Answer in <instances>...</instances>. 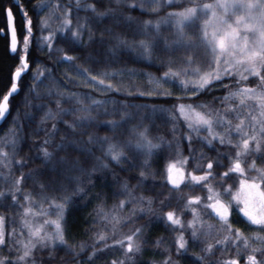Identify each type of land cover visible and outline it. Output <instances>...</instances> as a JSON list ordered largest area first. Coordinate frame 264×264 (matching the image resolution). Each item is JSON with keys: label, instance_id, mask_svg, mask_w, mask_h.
I'll return each instance as SVG.
<instances>
[{"label": "snow or ice", "instance_id": "obj_1", "mask_svg": "<svg viewBox=\"0 0 264 264\" xmlns=\"http://www.w3.org/2000/svg\"><path fill=\"white\" fill-rule=\"evenodd\" d=\"M148 2L152 5L149 14H158L165 7L171 8L176 0ZM190 2L192 6L169 11L153 21L141 20L130 14L138 7L141 13L145 11L143 0H109V4L114 3L115 7H104L102 10L98 6L103 0H93L92 3L68 0L66 4L39 0L33 5L37 14L51 5L48 14L40 17L39 37L34 36L33 19L22 0H12L3 9L6 27L0 29V35L10 34L9 51L12 54L19 52L18 63L10 72V87L0 98V121L6 122L9 116L12 117L10 128L0 138V169H8L7 173L0 171V178L5 183L13 175V165L26 167L27 159L15 160L14 157L26 145L29 150L34 147V141L28 144L29 136L43 131L44 137L37 153L40 166L21 172L19 177L11 180L8 188L0 190V207H15L21 193L27 204L22 206L20 213V238L17 237V228L10 232L6 230L8 218L0 214V251L7 247L9 253L7 256L0 255V264H37V251H48V259L54 260L55 252L60 248L71 251L74 257H81L89 247L92 251L84 260H77V264H93L100 254L111 248H118L122 258L113 259L108 264H136L135 258L143 254L145 245L150 242L148 237L153 226L161 222L166 228L179 230L175 238L177 256L187 254L190 242L200 243L202 236L215 232L220 238L214 243H205L199 254L193 253L196 261L213 264L206 257L214 255L217 247L228 248L231 245L236 249L235 256L217 260L216 264H240L241 258L244 264H264V167H257L256 164L257 159H264V0H213L202 5L195 0ZM12 5L20 11L24 20L26 34L22 46L18 43ZM81 10L86 13L83 17L79 15ZM73 13L76 14L75 23ZM208 13H211L210 19L204 23L200 34L195 39L188 36L186 27H197L200 14ZM54 19L58 21L55 28L52 27ZM210 24L211 32L208 31ZM167 25L172 27L170 36L161 31L162 26ZM45 31L47 35L43 34ZM85 32L87 40L84 39ZM137 36L144 38L137 40ZM33 39L38 52L43 53L47 48L50 58L54 52L63 54L55 57L51 67L37 58L33 61L36 67L32 69L29 57ZM57 40L77 54L68 55L65 47H57ZM180 50H183L180 56L182 66H177L175 54ZM198 50L202 52L198 53ZM125 56H130L133 63L147 62L157 68L165 67L166 71L156 76L143 69L128 67L127 61L123 67H112L120 64ZM77 59H83L90 66L104 65L105 69L100 73L103 78L92 75L90 66L82 68L76 65ZM194 63L198 66L193 67ZM60 64L71 65L81 79L77 81L67 73L64 80L58 79L55 73ZM30 71L32 82L27 85L20 107L13 115L12 97L19 94L21 81ZM125 73L129 77H146L147 90H141L134 84H124ZM234 77L237 78L235 90L232 84H223L224 79L231 81ZM250 77L258 78L255 87L239 86ZM217 83L222 85L225 95L201 100L200 97L210 94ZM70 84L92 85L102 91V96L94 98L90 90L71 91ZM41 85H44L43 90ZM133 87H136L135 92L130 90ZM177 89L181 92L175 97L177 101L192 102L170 106L133 102L140 99H172L173 91ZM117 95H124L125 99H116ZM234 98L239 100L238 105L229 103ZM249 100L256 102L258 115H254L249 108L241 116L238 108L246 106ZM216 101L225 107H214ZM65 102L70 106L63 107ZM53 104L54 108L50 106ZM76 112L81 115H74L71 120L63 119ZM38 113L41 114L39 119L36 118ZM117 113L119 119H98L102 115ZM233 114L239 119L235 125L230 119ZM157 119L169 124L170 139L150 134ZM48 121H52L50 128L46 127ZM26 127L31 128L28 134L25 133ZM248 127L250 132L245 131ZM90 128L106 129L110 135H97L96 131H88ZM202 132L206 135H201ZM57 133H61L59 139H56ZM234 135L239 137L235 142L232 139ZM194 141H199L202 146L198 153L193 147ZM185 142L187 156L183 154ZM217 142L221 147H234V155L219 151ZM204 148L216 153L206 165L200 162L205 157ZM57 153L63 155L57 156ZM173 154L175 158L168 160L164 170L166 175L162 177L163 183L170 186L165 199L171 200L172 192L186 185L202 187L207 195L188 196L179 214L175 209L161 214L154 211V196L143 193L137 196L135 189L151 191L148 178L152 177L153 184L156 179V170L152 165L165 155ZM249 154H253L255 159L245 168V157ZM224 157L229 165L225 171L217 172V168L224 167ZM193 161H196L193 171H186ZM117 169L132 174L121 178ZM137 169L138 174L135 172ZM247 172H255V175L249 177ZM234 176L239 177L238 186L235 181L227 183ZM27 180H31L33 187L39 188L38 193L24 189ZM132 180L136 184H130ZM96 188L101 191H90ZM109 190L112 196L125 197L111 208L106 207ZM9 195L11 201L7 202ZM92 200L99 201L94 209L97 223L105 229L110 226L112 235L101 230L93 234L91 244L84 241L78 246L69 244L68 213L74 208L87 206ZM80 201L82 203H78ZM130 203L133 207L128 215H120ZM160 205L165 206V200H161ZM189 211L191 219L185 222L183 216ZM233 215L258 231L246 235L241 228L234 226ZM205 216L209 219L205 220ZM40 217L47 218L38 223ZM142 217H147L145 223L120 239H113L118 228ZM186 233L191 234L190 241ZM109 239H113L111 245L106 243ZM97 243H102L103 247L97 248ZM152 243L159 248L163 237ZM144 264H179V261H174L169 254L163 261L152 260Z\"/></svg>", "mask_w": 264, "mask_h": 264}, {"label": "trees", "instance_id": "obj_2", "mask_svg": "<svg viewBox=\"0 0 264 264\" xmlns=\"http://www.w3.org/2000/svg\"><path fill=\"white\" fill-rule=\"evenodd\" d=\"M24 4L25 10L28 12V15L33 19V32L35 37H39L41 35L39 31V20L40 17L46 16L49 12V7H45L42 12H39L37 14L36 10L33 8L34 4H37L39 0H22ZM68 0H52V3H63L66 4ZM93 0H87V3H92ZM12 3V0H0V29H4L6 27V17L5 13L3 11L4 8L8 7ZM13 6L14 10V18H15V25L18 31V43L22 46L23 43V37L26 34L25 29H24V20L22 18V15L20 11L16 8L15 5ZM115 7V4H109V0H103V3L99 5L98 7L102 10L104 7ZM185 4L180 3V4H173L171 8L165 7L163 10H161L158 14H149V9L145 8V11L143 13L140 12L139 7L137 10L131 12L130 14L134 17H139L141 20H153L155 21L158 19L160 16L166 15L169 11H180L184 8ZM88 15H91V13H87ZM79 15L83 17L86 15V13L81 10ZM73 22L75 23L76 19V14L73 13L72 15ZM58 23L57 20L52 21V27L55 28L56 24ZM105 23H108V21H105ZM162 34L167 35L168 28L166 26H162ZM44 35H47L48 32L45 31L43 33ZM99 32L97 31V35ZM144 37L142 36H137L136 39H142ZM84 39L87 40V32H85ZM57 47H65L67 54L68 55H76L77 53L75 51L69 50L66 48L64 43L60 40L55 41ZM47 48H45L43 53H40L37 51L36 44H35V39H33V43L30 49V63L32 69H35L36 64L33 62L37 58L39 59L40 62L43 64L51 67L53 64V60L55 59L56 56L62 55L63 53H53L52 57L50 58L47 55ZM178 55L175 54V56ZM18 56L19 52L16 54H10L9 48H8V36L7 34L5 35H0V98L3 97V95L7 92V89L10 87L11 80H10V72L12 69L15 68L16 64L18 63ZM155 60V57H154ZM127 61V66L128 67H136L139 69H143L145 72H151L156 76H160L164 71H166L165 67H160L157 68L154 65H149L147 62L144 63H133L132 59L130 56H125L122 58V61L120 64H115L112 67H123L124 62ZM76 65H80L82 68H88L90 65L84 63L83 59H77L75 61ZM91 74L92 75H97L98 78H103L100 76V73L102 70L105 69L104 65H97V64H92L91 66ZM67 73L69 76H72L75 78L77 81H79L81 78L76 76L75 74V69L68 64H60L57 67L55 75L57 76L58 79L64 80L65 76L64 74ZM31 71L25 75L21 81V91L19 92L18 95H15L12 97V114L15 115L16 109L20 107V101L21 98L24 96L25 91L27 90V85L32 82L31 80ZM235 79L234 77L233 80H228L224 79L223 84H232L233 85V90H235ZM147 78L144 76H135V77H129L127 73H125L124 76V84H134L136 87H140L141 90H147V85H146ZM113 83H116V81H112ZM47 83V81H46ZM107 83V81H106ZM258 83V78H253L250 77L244 84L239 85V86H247V87H255ZM143 86V87H142ZM41 90H43L44 85H41ZM136 87L131 88L130 90L135 92ZM69 89L71 91H91V95L94 98H101L102 96V91L100 89L94 88L92 85L85 86L84 84H79L77 85H69ZM181 95V92L179 90H174L173 91V98L172 99H167V100H154V99H148V100H136L133 101L134 103H164L167 105H172L176 103H191L192 101L189 100H182V101H177L175 99L176 96ZM225 95V91L222 89V85L220 83H217L214 85V90L208 94L207 96H202L200 97L201 100L208 99L211 100L212 96H220L223 97ZM116 99L119 100H124L125 96L124 95H117L115 97ZM88 101H85L87 103ZM230 104L232 105H238L239 100L234 98L232 101H229ZM51 107H55V105H50ZM63 107H69L70 104L68 102H65ZM255 107L256 102L255 101H247L246 106L238 108V109H246L248 107ZM214 107H220L223 109L225 107L224 104H222L220 101H216L214 104ZM109 108H111V105H109ZM41 114H37V119H39V116ZM74 115H81V113L76 112L72 113L68 116L63 117L65 120H71ZM11 119L12 117L9 116L8 120L2 123V127H0V138H3L5 136L6 131L10 128L11 124ZM100 120H110V119H119V114L115 115H108V116H100L98 117ZM147 123V121H145ZM52 121H48L46 124V127H51ZM34 127V125L32 126ZM61 128H63V125H61ZM169 124L164 122L163 119H157L155 126L151 129V135H164L166 138L170 139L171 134L168 132ZM184 130L183 125H181V131ZM88 131H96L97 135L103 136V135H110V133L106 129H93L90 128ZM31 132L30 127L25 128V133L28 134ZM61 133H57L56 139H59V136ZM202 135V134H201ZM44 137V132L41 131L39 134H33L29 136L28 139V144H32L33 141L35 142L34 147L29 150L28 145H26L22 151H20L15 157V160H20L21 158H25L28 160L26 167L24 168H19L16 165H13V175L8 179V182L5 183L3 178H0V187L2 185H5L6 188L10 186L11 180L15 179L16 177H19L21 172H27L29 169L36 168L40 166L41 161L40 159L37 158V153L40 148V141ZM87 137V132L84 134V138ZM2 146V145H0ZM217 148H219V151L221 152H231L233 155L236 151L234 147H221L219 143L217 142ZM193 147L197 150V153L201 149V144L199 141H194L193 142ZM6 151H10V149H5ZM51 150V147H50ZM205 152V157L202 161H200L202 164L207 163L208 159H212L215 157L216 153L214 151H208L207 148H204ZM99 155V153H97ZM185 156H187L189 153L187 151V142H185V151L183 153ZM57 156L63 155V153H57ZM73 155H75L73 153ZM30 158V159H29ZM175 156L174 154L172 156H167L165 155L164 158L159 159L156 161L152 167L156 170V179L155 183L153 184L152 177L150 176L148 178V185L152 188L151 191H147L142 188H136L135 189V194L139 196L141 193L145 196H154L155 197V203L153 205L154 211L157 213H164L169 210L175 209L177 213L179 214L180 209L183 207L184 202L187 200V197L190 195H200L202 197H206L207 193L202 189V187H196L192 188L189 186H183L181 187L178 191L172 192L171 200H166L165 198L168 196L169 193V187L168 185L163 183L162 177L166 175L165 173V166L168 162L169 159H174ZM255 159V156L253 154H249L248 156L245 157L246 163L244 164V167L247 168V163H251V161ZM196 161H193L187 166L186 171H193V164ZM223 163L224 167L223 168H217V172H223L227 169L229 165V161L226 157L223 158ZM257 167H264V159H257L256 160ZM0 171L7 173L8 169H0ZM117 172L121 178H125L126 176L132 174L131 172H119V169H117ZM135 172L138 174V169L135 170ZM197 174H201L200 172H197ZM247 175L250 177L252 175H255V172H247ZM109 179H111V173H109ZM235 181L236 185L238 186V181L239 177L234 176L230 181L227 183H232ZM130 184L134 185L136 184L135 180L130 181ZM25 190L31 189L33 193H38L39 188L38 187H33L31 180H27L24 182L23 185ZM113 187H118V185H113ZM1 190V188H0ZM92 192H99L101 191L100 188L92 189L90 190ZM22 194L19 196V205L17 204L15 207H0V214L5 215L8 220L6 223V230L10 231L14 227L16 228L19 224L18 218L21 217L20 213L22 212V206H26L27 204L25 201L22 199ZM124 196H112L108 194V199L106 202V207L111 208L112 205L118 204L119 200L124 199ZM165 200V206L160 205V201ZM11 201V196L9 195L7 198V202ZM82 203V201L78 202ZM99 203V201L92 200L87 203V206L83 207H78L72 209L71 212L68 213L67 216V239L69 241V244H75L79 245L82 241L87 242L89 244L92 243V238L93 234L97 231H106L108 235H112V229L109 226L107 229L103 228V226L99 223H97L95 219V207ZM45 207L47 205H44ZM133 207V204H128L127 208L123 209L122 212H120V215H128L129 209ZM147 217H142L138 220H134L132 223H126L122 227L118 228L117 231L115 232V235L113 236V239H120L123 235L129 234L131 230H134L135 227L145 223ZM183 219L185 222H187L189 219H191V212L189 211L188 214L183 216ZM205 220H208L209 218L207 216L204 217ZM232 222L235 227L241 228V230L246 234L249 235L255 231H258V229L252 227H248V225L244 222L243 219L237 218L235 215H233ZM179 234V230L177 229L176 231H173L170 227L166 228L164 224L161 222L160 224L154 225L151 233L148 237L149 243L145 245V251L143 252L142 255L137 256L135 258L136 264H144V262L156 260V261H163V259L171 254L172 259L174 261H179V264H206V262H200L196 261L195 257L193 256V253L199 254L201 252V248L204 247L205 243H214L216 239H219L220 237L213 232L212 235L210 236H202L201 237V242L192 244L191 242L189 243L188 247V252L185 256H177L176 255V245H175V238ZM264 234V233H262ZM190 233H186V238L189 239L190 241ZM158 237H163V243L157 248L152 241H155ZM113 239H109L106 241L107 244L111 245L113 243ZM97 248H102L103 244L102 243H97L96 244ZM166 249L170 251H166ZM92 251V248L89 247L87 251L83 253V256L81 257H74L73 253L71 251H67L63 248L57 249L55 252V259L54 260H49L48 259V251H37L35 253V259L37 261V264H77V260H84L88 254ZM236 254V249L229 245L228 248H221L217 247L215 249V253L212 256L206 257V260H211L213 264H216L217 260H224L228 259L231 257H234ZM0 255L7 256L9 255L7 247L3 249V251H0ZM13 256H15V252L12 253ZM243 255H247V253H243ZM122 258L121 252L118 248H111L109 250H106L102 254H100L96 260L93 262V264H108L109 261L113 259H120ZM240 264H244L243 258L240 259Z\"/></svg>", "mask_w": 264, "mask_h": 264}, {"label": "rangeland", "instance_id": "obj_3", "mask_svg": "<svg viewBox=\"0 0 264 264\" xmlns=\"http://www.w3.org/2000/svg\"><path fill=\"white\" fill-rule=\"evenodd\" d=\"M73 2H74V0H73ZM84 2L87 3V0H84ZM143 2L145 3V8L150 9V8L152 7L151 3H149L148 0H143ZM195 2H196V3H199V4L202 5V4H204V3H212L213 0H195ZM180 3H184V4H185L184 8H185V7H190V6H192V3L190 2V0H176V2H175L174 4H180ZM210 16H211V13H208L207 15H205V14H200L198 20L196 21L197 27L194 28V27H192V26H190V25L186 27L185 31H186L187 35L195 39V38L200 34V32L202 31V28H203L204 23L210 19ZM233 19H234V17H233ZM166 27L168 28L167 35L170 36V35H171V32H172V27H171V25H167ZM208 31H209V32L212 31V25H211V24H210L209 27H208ZM200 52H202V50H198V53H200ZM176 54H177V53H176ZM182 54H183V50H180V51H178V55L175 56L176 61H177V66H182V65L180 64V56H181ZM199 59H200V56L198 55V56H197V61H199ZM192 66H193V67H196V66H198V65H197L196 63H194ZM165 69H166V68H165ZM203 70H206V68L203 69ZM164 87H165V88H168L169 85H164ZM177 90H178V89H177ZM249 108H251V109L253 110V114H254V115H258V112H259L258 106H255L254 108L250 106V107H248V108H246V109H238V111H239V113L241 114V116H244V115L246 114V112L248 111ZM230 119H232V123H233V125H235L236 123L239 122V119L236 117L235 114H233V115L230 117ZM246 123H248V120H246ZM218 130H221V129H218ZM221 131H222V130H221ZM245 131H249V132H250V131H251V128L248 127V128L245 129ZM201 134H202V135H206V133H204V132H202ZM232 139H233V141L235 142V141H237V140L239 139V137L236 136V135H234V136L232 137ZM0 188H1V190H4V189H6V186H5V185H2ZM22 199H23V194H22ZM23 200H24V199H23ZM18 205H19V203H18ZM45 205H46V204H45ZM26 206H27V205H26ZM26 206H25V207H26ZM46 207H47V206H46ZM37 208H39V205H37ZM22 211H23V208H22ZM21 213H22V212H21ZM45 218H47V217H40V218L37 220V222H38V223H42V222H43V219H45ZM18 220H19V224H18V226H17L16 228L18 229V231H17V237L20 238L19 227H20V220H21V217H19ZM11 230H12V229H11ZM11 230H10V231H11ZM10 231H9V232H10ZM24 237H25V238L27 237V230H25V232H24Z\"/></svg>", "mask_w": 264, "mask_h": 264}, {"label": "water", "instance_id": "obj_4", "mask_svg": "<svg viewBox=\"0 0 264 264\" xmlns=\"http://www.w3.org/2000/svg\"><path fill=\"white\" fill-rule=\"evenodd\" d=\"M5 17H6V14H5ZM7 36H8V48H9V44H10V34H7ZM10 54H12V53L10 52ZM3 122L4 121H0V124H2Z\"/></svg>", "mask_w": 264, "mask_h": 264}]
</instances>
